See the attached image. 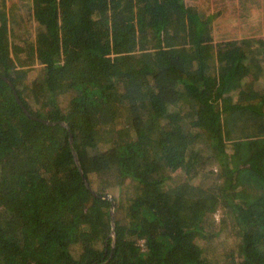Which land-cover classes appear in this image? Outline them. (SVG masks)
<instances>
[{
	"label": "trees",
	"instance_id": "obj_1",
	"mask_svg": "<svg viewBox=\"0 0 264 264\" xmlns=\"http://www.w3.org/2000/svg\"><path fill=\"white\" fill-rule=\"evenodd\" d=\"M54 45L44 67L0 66L17 92L0 76V264H264V35Z\"/></svg>",
	"mask_w": 264,
	"mask_h": 264
},
{
	"label": "rangeland",
	"instance_id": "obj_2",
	"mask_svg": "<svg viewBox=\"0 0 264 264\" xmlns=\"http://www.w3.org/2000/svg\"><path fill=\"white\" fill-rule=\"evenodd\" d=\"M28 1L31 0H0L1 22L4 26L8 24V31L13 27V21L14 19L17 20L19 13L23 16L22 21L30 22L31 27H33V22H36V20H42L44 17L43 5L46 0L35 1L40 5V8L37 7V9L34 7L29 9L27 6H23ZM56 1L50 0L52 14L45 17L46 21L52 23L50 27L52 32H55L58 23L55 16ZM128 1L135 3L134 12L144 8L143 10L147 13L146 16L144 18L138 17L137 22L133 23L127 21L136 20V17H130V15H127V17L121 16L119 19H111L107 13V0H101L103 9L100 10L103 11L104 18L100 16L102 18L100 19V26H94L91 29L85 28L84 30L81 26H78L76 29L79 30V33L73 36L78 43V47L72 50L68 49L59 58L56 56V60L64 61L69 56L87 50L89 47L103 51L105 54L114 55L117 53H140L175 45H191L194 39L199 36L201 41L209 42L264 35V0H191V2L189 0L191 19L180 13L181 18L177 15L178 18L176 17L170 23L165 22V19L162 21L155 0ZM167 1L170 3V0ZM113 2L117 3L116 0H113ZM183 3L184 0H182ZM193 4L196 7H193ZM140 5L142 7L138 9ZM27 11L28 13L25 15ZM70 14L69 16L74 18L81 16H76L77 10ZM67 15L66 13L65 18H67ZM143 20H146L145 24L140 23ZM0 37V46L3 44V48L8 51L13 62L12 65L6 63L1 57L2 54H0V66L5 65L3 68L15 70L16 68L32 67L38 69L44 67L48 64L45 61V54L54 50L55 40H49V43L38 51L39 48L30 47L35 42L34 40L22 38L24 40H19L24 44L25 51H22L24 48H12V43L14 45L15 43L18 44L17 38L14 37L12 40L3 39L1 31ZM184 177L185 175L180 177L176 175L175 179L180 181ZM249 193L247 200L255 201L263 193V189L260 185H253ZM219 214L221 213L217 214L218 217Z\"/></svg>",
	"mask_w": 264,
	"mask_h": 264
},
{
	"label": "crops",
	"instance_id": "obj_3",
	"mask_svg": "<svg viewBox=\"0 0 264 264\" xmlns=\"http://www.w3.org/2000/svg\"><path fill=\"white\" fill-rule=\"evenodd\" d=\"M35 1L37 2L38 0L28 1L23 6H27L29 9L31 7H34L35 9H37V7L40 8V5L35 3ZM100 1L101 0H57L56 1L57 3L55 5V10H56L55 16H56V20L58 21V23H57V26H56L57 28L55 32H52L50 28L52 23L46 21L45 19V17H49L50 14H52L50 0H46L43 5L44 17L42 18V20H36V22H33V27H31L32 24L30 22H23L22 21L23 16L19 13L17 20L14 19L13 27L11 28L10 31H8L7 29L8 24L4 26L1 23V18H0V31H1V34L3 35V38H6L7 40H12L14 37L17 38L18 44L15 43L14 45V43H12V48L16 47L18 49L24 48L23 47L24 44L23 42H21L24 39L34 40L35 42L31 44L32 46L30 47L39 48L38 51H40L41 48L46 46L49 43V40H55L58 42V46L60 50L59 57H60V55L65 53L68 49L72 50L75 47H78L77 41L73 38V36H76L79 33V30L76 29L78 26H81L83 30L85 28L91 29V27L100 26V16L104 18V13L103 11L100 10V9H103ZM157 1L160 6V3H164L166 0H161V1L157 0ZM124 4L125 3L122 2V6H124ZM183 5L186 9L188 8L191 11V4H189V0H184ZM131 7L133 9L130 11V17L131 16L136 17V20H127L128 22L130 23L137 22L138 17L144 18L146 16L147 13L146 11L143 10L144 8H142L141 10H135L134 12L135 5L132 4ZM141 7L142 5H140L138 9ZM193 7H196V5L193 4ZM114 8H115V4H113L111 0H107L108 17L113 19V18H119V15L123 16L122 12H118L117 10L113 11ZM76 10H77L76 16L81 15L82 17L80 16L78 18H74V17L69 16L71 12L76 11ZM27 13L28 11L25 13V15ZM66 13L68 14L67 18H65ZM184 14L185 16H189L188 12ZM162 15L163 14H160L161 17ZM48 20H50V18H48ZM78 20L79 22H77ZM140 23L145 24L146 20H143ZM53 46L55 47V45ZM88 49H91V47H89ZM22 51H25V48Z\"/></svg>",
	"mask_w": 264,
	"mask_h": 264
},
{
	"label": "water",
	"instance_id": "obj_4",
	"mask_svg": "<svg viewBox=\"0 0 264 264\" xmlns=\"http://www.w3.org/2000/svg\"><path fill=\"white\" fill-rule=\"evenodd\" d=\"M0 76L1 77H3L4 79H7L5 76H3V75H1L0 74ZM8 80V82L10 83V85L14 88V86H13V84H12V82L9 80V79H7ZM14 91H15V93H16V95H17V92H16V90H15V88H14ZM17 99L19 100V102H20V98L17 96ZM21 103V102H20ZM24 110H25V112L28 114V115H30L31 117H33V118H37V119H40V120H42V121H44V122H46V123H48V124H52V122L51 121H47V120H45V119H41V118H39V117H37V116H35V115H32L25 107H24ZM107 197V196H106Z\"/></svg>",
	"mask_w": 264,
	"mask_h": 264
}]
</instances>
